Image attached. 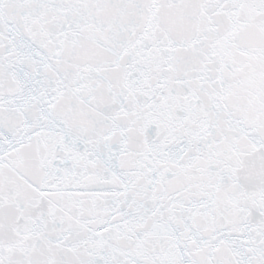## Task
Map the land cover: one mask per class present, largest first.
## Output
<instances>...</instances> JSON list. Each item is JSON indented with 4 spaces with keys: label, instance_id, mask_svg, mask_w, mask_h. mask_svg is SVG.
I'll return each mask as SVG.
<instances>
[{
    "label": "snow or ice",
    "instance_id": "6c2138e0",
    "mask_svg": "<svg viewBox=\"0 0 264 264\" xmlns=\"http://www.w3.org/2000/svg\"><path fill=\"white\" fill-rule=\"evenodd\" d=\"M0 264H264V0H0Z\"/></svg>",
    "mask_w": 264,
    "mask_h": 264
}]
</instances>
